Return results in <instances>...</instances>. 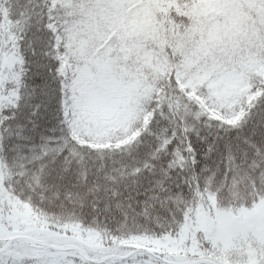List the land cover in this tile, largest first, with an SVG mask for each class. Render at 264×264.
<instances>
[{
	"label": "snow or ice",
	"instance_id": "6c2138e0",
	"mask_svg": "<svg viewBox=\"0 0 264 264\" xmlns=\"http://www.w3.org/2000/svg\"><path fill=\"white\" fill-rule=\"evenodd\" d=\"M0 264H264V0H0Z\"/></svg>",
	"mask_w": 264,
	"mask_h": 264
}]
</instances>
